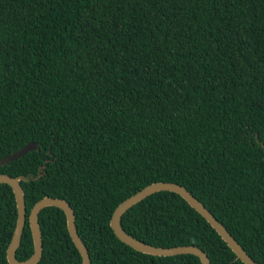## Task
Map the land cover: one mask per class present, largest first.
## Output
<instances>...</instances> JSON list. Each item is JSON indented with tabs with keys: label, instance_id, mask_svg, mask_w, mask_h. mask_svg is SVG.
Returning <instances> with one entry per match:
<instances>
[{
	"label": "trees",
	"instance_id": "obj_1",
	"mask_svg": "<svg viewBox=\"0 0 264 264\" xmlns=\"http://www.w3.org/2000/svg\"><path fill=\"white\" fill-rule=\"evenodd\" d=\"M0 165L27 214L70 203L90 264H200L153 255L114 233L125 198L154 181L184 185L264 262V0H0ZM17 216L0 183V264ZM35 264H81L63 210L38 213ZM133 237L192 244L210 264H245L179 194L160 190L121 216ZM33 252L28 219L16 250Z\"/></svg>",
	"mask_w": 264,
	"mask_h": 264
},
{
	"label": "water",
	"instance_id": "obj_2",
	"mask_svg": "<svg viewBox=\"0 0 264 264\" xmlns=\"http://www.w3.org/2000/svg\"><path fill=\"white\" fill-rule=\"evenodd\" d=\"M37 148V143L35 141H29L19 147L17 150L9 153L8 155L0 159V165L10 162L16 158L21 157L26 152L35 150ZM37 176L32 174L28 175H18L11 176L7 173H0V183H7L11 186L15 202L17 216L15 221V226L12 232L11 239L6 248V259L9 264H35L41 257L43 251V243L41 236V229L38 219V213L41 208L45 206H56L64 211L66 217V225L68 233L74 242L76 248L81 255V264H90V255L87 247L81 240L76 223L75 214L72 206L68 201L60 197H53L45 195L38 199L33 206L30 208L29 213L26 212V203L24 199V192L21 186V181H28L30 179H35ZM160 190H168L179 194L183 197L187 203L198 211L218 232L221 238L227 243V245L232 249L239 258L245 264H264V262H259L254 260L246 250L241 246V244L235 239V237L227 230V228L214 216V214L195 196L193 195L184 185L173 182V181H154L151 182L135 193L131 194L124 200H122L114 209L110 225L115 233V235L124 243L131 246L132 248L153 255H176L182 253H191L199 257L200 264H210V259L207 253L200 247L192 244H181L174 246H158L150 243H146L139 240L132 235H130L121 224L122 214L133 204L139 202L146 196L153 192ZM28 219L29 227L32 235L33 242V252L32 254L24 259L20 260L16 257V250L19 246L23 228Z\"/></svg>",
	"mask_w": 264,
	"mask_h": 264
}]
</instances>
